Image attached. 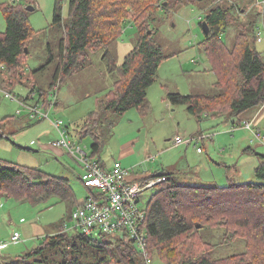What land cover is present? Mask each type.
Here are the masks:
<instances>
[{
    "label": "trees",
    "instance_id": "obj_1",
    "mask_svg": "<svg viewBox=\"0 0 264 264\" xmlns=\"http://www.w3.org/2000/svg\"><path fill=\"white\" fill-rule=\"evenodd\" d=\"M255 1L68 0V15L65 17L64 0H56L51 26L63 30L58 51L55 54L49 44L47 61L32 70L28 77L25 63L30 51L26 53V49L30 50V40L40 31L31 26L29 16L33 11H28L27 7L33 5L37 10V0L3 3L1 8L7 26L5 31H0V73L6 72L9 79L3 80L2 89L13 94L18 85L27 86L26 100H31L35 93V103L44 104L46 110L57 108V102L51 99L56 96L53 93L55 85L84 70L91 53L107 47L120 37L126 23L133 22L138 27L137 43L125 56L123 64L111 61V71L117 79L99 100L100 110L90 113L80 130L82 136H93L92 155L95 156L103 145L99 131L102 119L112 128L126 111L151 107L146 101L148 89L156 82L160 65L169 57L154 38L156 14L161 10L167 14L184 5H198L206 12L205 18L200 20L202 29L204 21L210 28L207 35L203 30L205 38L199 48L207 57L210 71L217 77L218 94L169 93L168 100L173 105H186L189 112L199 118L205 115L209 118H239L264 101V58L256 48V30L262 11L256 16L249 12ZM230 29L235 30L232 47L222 39ZM52 63L56 66L49 88L45 89L36 83L34 74L46 70ZM105 111H111L114 118H103L102 112L105 114ZM27 118V124L34 120L29 114ZM4 137L6 133L0 121V141ZM260 156L262 161L255 169L258 182L200 186L177 184L174 178L164 173L148 177H167L166 181L155 186L156 191L147 204L150 257L156 255L166 264H264V154ZM97 160L106 169L118 161L106 167L100 159ZM89 191L92 195L93 191ZM0 197L33 205L53 197L76 203L68 179L1 159ZM81 204L77 202L76 205ZM219 227L226 228L224 243L243 238L247 241V251L213 258L212 252L217 245L205 241L201 230ZM120 233L122 236L116 241H101L92 240L93 237L83 232L71 235L61 230L45 237L33 251L11 262L3 260L0 264H146L143 253L128 240L127 233Z\"/></svg>",
    "mask_w": 264,
    "mask_h": 264
},
{
    "label": "rangeland",
    "instance_id": "obj_2",
    "mask_svg": "<svg viewBox=\"0 0 264 264\" xmlns=\"http://www.w3.org/2000/svg\"><path fill=\"white\" fill-rule=\"evenodd\" d=\"M12 1L0 0V31H5L7 26L1 5ZM55 2L37 0V10L29 16L31 26L40 33L29 43L30 54L25 63L27 77L47 61L49 44L55 54L58 51L63 30L51 26ZM68 5V0H64L65 17L68 15ZM249 9L252 16L262 11L256 30V48L264 58V0H256ZM162 12L156 14L153 23L156 29L154 38L169 57L160 65L157 80L148 89L146 101L151 107L126 111L112 128L102 119L99 131L103 136V145L94 158H101L112 166L114 161L120 159L123 147L128 145L134 148V152L123 161L128 176L156 175L168 170L180 185L226 186L230 183L227 178L231 175L238 183L258 182L255 169L262 161L260 155L264 154V111L260 114V120L249 121L255 131L261 132L258 137L257 132L245 128L244 119L250 118L249 114L253 115V112L244 113L239 118L223 116L205 117L202 120L192 115L186 105H173L168 100L169 93L218 94L215 86L217 77L209 70L207 57L199 48L205 38L200 20L205 18L206 12L198 5L180 6L167 14ZM137 36L138 27L133 22L126 23L119 38L91 53L87 67L65 79L53 92L56 96H51V99L57 102L58 107L49 110L50 117L31 120L30 124L25 122L29 120L27 111L18 102L20 97L28 95V87L18 85L13 93L16 99L6 97L5 92L9 90L2 88L9 75L4 71L0 73V121L6 133V137L0 141V159L68 179L76 199V203H73L53 197L47 202L33 205L15 198L0 197V262H11L33 251L45 237L61 230L71 235L82 233L71 215L77 202H83L91 193L80 179L83 168L75 156L68 150L52 147L51 144L61 138L53 121L62 120L68 138L92 155L94 138L90 134L82 136L80 130L89 114L100 110L99 100L117 79L111 71V61L114 60L117 65L123 64L125 56L137 43ZM222 39L232 47L235 30H228ZM55 66L52 63L46 70L34 74L36 83L48 89ZM19 109L22 114H19ZM259 109L262 110L261 107ZM105 112H102L103 118H114L111 111ZM240 118L244 121L238 125ZM176 135L193 140L176 146ZM174 165L178 166L176 170ZM156 188L142 193L144 206ZM15 232L21 235L18 242L12 241ZM225 233L224 227L201 230L205 241L217 245L212 252L213 258H225L247 251V241L243 238L224 243ZM121 236L122 233L117 232L99 235L92 240L116 241ZM151 258V264H166L156 255Z\"/></svg>",
    "mask_w": 264,
    "mask_h": 264
},
{
    "label": "built area",
    "instance_id": "obj_3",
    "mask_svg": "<svg viewBox=\"0 0 264 264\" xmlns=\"http://www.w3.org/2000/svg\"><path fill=\"white\" fill-rule=\"evenodd\" d=\"M258 40L260 41L261 38ZM58 86L55 85L54 90H57ZM5 95L16 99L13 94L5 92ZM35 99L36 94L33 93L31 100L19 98L18 102L31 119L49 118V110L45 109L44 104L35 103ZM18 112L22 114L21 109ZM53 124L60 132L61 138L54 141L52 147L68 150L75 156L83 168L81 175L83 184L93 191V194L88 196L72 213V219L75 220L77 227L90 237L125 232L128 240L133 241L143 253L146 264H151L152 258L148 252L147 242L148 209L147 205H143L141 196L145 190L166 181L167 177L130 179L128 170L119 160L114 163L113 167L106 169L93 155L68 138V132L63 126L62 120L53 121ZM245 128L254 133L257 132L255 134L258 137L261 136V132L255 131L250 122L245 123ZM200 137L204 138L203 135ZM192 140H185L178 135L174 139V144L179 146L183 143H191ZM19 240H21V235L19 232H15L12 241L18 242Z\"/></svg>",
    "mask_w": 264,
    "mask_h": 264
},
{
    "label": "crops",
    "instance_id": "obj_4",
    "mask_svg": "<svg viewBox=\"0 0 264 264\" xmlns=\"http://www.w3.org/2000/svg\"><path fill=\"white\" fill-rule=\"evenodd\" d=\"M210 70V69H209ZM188 95H190V94H188ZM192 95H196V94H192ZM259 107H261V109L262 110H260L259 109ZM258 108H256V109H254V110H250V111H246V112H244V113H247V112H253V115H251V114H249V116H251L250 118H245L244 120H245V123L246 122H249V121H251V120H260V118H261V113L264 111V105H263V103L259 106ZM259 109V110H258ZM243 113V114H244ZM243 114H241L240 116H242ZM239 116V117H240ZM205 117H207V115H205L203 118H201L202 120L205 118ZM207 118H209V117H207ZM241 119V118H240ZM244 120H242L241 119V121L240 122H238V125L240 124H242V121H244ZM233 123H235V121L233 122ZM176 136H178V135H176ZM175 136V137H176ZM181 136V135H180ZM131 142V141H130ZM188 144V143H187ZM184 145V143L182 144V145H180V146H183ZM134 152V148L133 147H130V146H128V145H126L125 147H123V149L121 150V152H120V159H119V161H121V163L123 164V166L125 167V165H124V163H123V161L128 157V156H130V154L131 153H133ZM245 152H247V151H245ZM248 152H249V150H248ZM104 164H105V166L106 167H110V166H108V163L105 161V160H102L101 158H99ZM173 168H174V170H176L177 168H178V166H176V165H174L173 166ZM127 169V168H126ZM235 170H237L236 168H235ZM163 172L162 173H164L165 175H167L168 177H169V173L167 172V171H165V170H162ZM237 172H238V170H237ZM162 173H159V174H162ZM176 173V172H175ZM169 174V175H168ZM151 175V176H150ZM150 175H146V176H138V175H132V176H129V178L130 179H140V177L141 178H148V177H152L153 175L152 174H150ZM170 177H172V178H174V180L176 181V179H175V177H174V174H173V176H170ZM228 179V181H230V182H235L234 180H233V178H232V175H231V177L230 178H227ZM177 182V181H176ZM238 183V182H237Z\"/></svg>",
    "mask_w": 264,
    "mask_h": 264
},
{
    "label": "water",
    "instance_id": "obj_5",
    "mask_svg": "<svg viewBox=\"0 0 264 264\" xmlns=\"http://www.w3.org/2000/svg\"><path fill=\"white\" fill-rule=\"evenodd\" d=\"M27 10H28V11H34V10H35V6H33V5H29V6L27 7ZM203 30H204V32H205L206 35L209 34L210 28H209V25L207 24L206 21L203 22ZM150 32H151V31H150ZM29 51H30V50L27 48V49H26V53H29Z\"/></svg>",
    "mask_w": 264,
    "mask_h": 264
}]
</instances>
